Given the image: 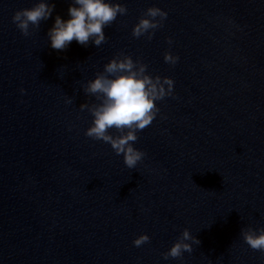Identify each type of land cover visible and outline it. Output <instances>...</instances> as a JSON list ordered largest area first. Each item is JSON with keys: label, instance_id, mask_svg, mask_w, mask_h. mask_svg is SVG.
I'll return each instance as SVG.
<instances>
[{"label": "water", "instance_id": "obj_1", "mask_svg": "<svg viewBox=\"0 0 264 264\" xmlns=\"http://www.w3.org/2000/svg\"><path fill=\"white\" fill-rule=\"evenodd\" d=\"M37 2L0 0V264H264L241 234L264 227V0H113L127 13L102 45L61 51L47 31L72 0H48L52 17L25 36L12 17ZM153 6L167 18L134 37ZM121 53L175 82L137 133L135 169L85 135L80 109ZM185 228L200 243L165 260Z\"/></svg>", "mask_w": 264, "mask_h": 264}, {"label": "clouds", "instance_id": "obj_2", "mask_svg": "<svg viewBox=\"0 0 264 264\" xmlns=\"http://www.w3.org/2000/svg\"><path fill=\"white\" fill-rule=\"evenodd\" d=\"M54 9V3L38 0L31 8L17 10L12 20L22 34L28 36L31 34L30 28H38L41 21L51 18ZM126 13L127 7L113 0H72L67 18L56 15L52 27L48 29L49 46L61 51L75 40L84 47L89 43L99 47L107 39L104 29L116 20L118 14ZM167 15L159 7H149L133 27V36L139 38L147 34L148 39H152L154 32L150 30L160 27ZM164 60L175 65L179 56L168 51L164 54ZM174 83L170 77L148 74L147 65L134 60L131 55L118 54L104 65L103 72L97 73L83 86L86 94L100 101L92 106L86 103L80 105L81 110L87 109L93 117L85 135L110 144L116 155H123L124 164L129 169H135L147 155L134 146L137 133L156 118L160 111L156 102L173 95ZM65 102L71 104L72 99L66 98ZM112 129L118 134L114 135L110 131ZM241 234L251 249L264 252V227H247L241 229ZM149 240V235L144 233L135 238L133 244L139 247ZM199 243L185 228L171 248L163 253V257L165 260L182 257L185 251H192L193 244Z\"/></svg>", "mask_w": 264, "mask_h": 264}]
</instances>
